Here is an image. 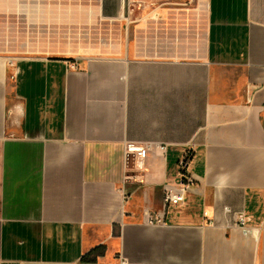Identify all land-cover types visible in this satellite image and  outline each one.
Here are the masks:
<instances>
[{
  "label": "crops",
  "instance_id": "1",
  "mask_svg": "<svg viewBox=\"0 0 264 264\" xmlns=\"http://www.w3.org/2000/svg\"><path fill=\"white\" fill-rule=\"evenodd\" d=\"M121 257L264 264V0H0V264Z\"/></svg>",
  "mask_w": 264,
  "mask_h": 264
},
{
  "label": "built area",
  "instance_id": "2",
  "mask_svg": "<svg viewBox=\"0 0 264 264\" xmlns=\"http://www.w3.org/2000/svg\"><path fill=\"white\" fill-rule=\"evenodd\" d=\"M150 151V145L145 143L127 142L124 145V168H125V182H133L142 184L144 182L146 167H147V153ZM191 159V152L186 151L178 160L179 173L182 175V181L177 185L164 186V206L169 204L181 205L184 203L187 192L196 183V179L187 170ZM145 213H149L146 211ZM207 215L206 212H204ZM150 215V213L148 214ZM150 222L163 223V218L159 213L151 215L148 219ZM246 217L241 214L238 217L237 224L239 226L245 225ZM121 264H132L127 258L121 257Z\"/></svg>",
  "mask_w": 264,
  "mask_h": 264
},
{
  "label": "trees",
  "instance_id": "3",
  "mask_svg": "<svg viewBox=\"0 0 264 264\" xmlns=\"http://www.w3.org/2000/svg\"><path fill=\"white\" fill-rule=\"evenodd\" d=\"M104 250H105V246L97 247V248L93 249L92 251H90L88 254H86V255L84 256V259H86V260H90V255H92V254H94V255H95V254H96V255H98V254H103Z\"/></svg>",
  "mask_w": 264,
  "mask_h": 264
},
{
  "label": "rangeland",
  "instance_id": "4",
  "mask_svg": "<svg viewBox=\"0 0 264 264\" xmlns=\"http://www.w3.org/2000/svg\"><path fill=\"white\" fill-rule=\"evenodd\" d=\"M202 4H203V0H202ZM202 7H203V6H202ZM202 7H201V8H202Z\"/></svg>",
  "mask_w": 264,
  "mask_h": 264
}]
</instances>
